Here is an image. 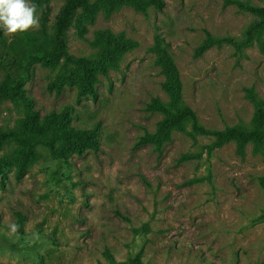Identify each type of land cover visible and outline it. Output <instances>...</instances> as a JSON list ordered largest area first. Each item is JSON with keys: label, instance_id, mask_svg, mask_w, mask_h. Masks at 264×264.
Masks as SVG:
<instances>
[{"label": "rangeland", "instance_id": "obj_1", "mask_svg": "<svg viewBox=\"0 0 264 264\" xmlns=\"http://www.w3.org/2000/svg\"><path fill=\"white\" fill-rule=\"evenodd\" d=\"M160 1L157 9L148 0H89L77 13L66 51L96 66L94 94L81 92L80 66L32 65L23 90L40 126L67 114L69 129L96 132L98 150L2 145L0 264H264V141L215 145L188 124L157 138L166 119L159 104L173 103L162 49L181 106L202 127L251 128L264 109V26L246 44L259 18L234 3ZM31 2L38 28L0 27V86L23 48L52 37L66 0ZM27 114L2 100L0 130L17 131Z\"/></svg>", "mask_w": 264, "mask_h": 264}, {"label": "trees", "instance_id": "obj_2", "mask_svg": "<svg viewBox=\"0 0 264 264\" xmlns=\"http://www.w3.org/2000/svg\"><path fill=\"white\" fill-rule=\"evenodd\" d=\"M132 3H139L140 0H131ZM148 3L157 9L162 7L160 0H148ZM234 3L239 9L247 11L259 18V21L252 24L246 31L245 42H251L254 33H257L264 26V7L251 6L242 2ZM89 6V0H66L63 8L57 14L53 27L52 37L47 36L46 21L44 20L41 27L40 39L47 36V42L40 44L37 39H33L31 46L23 48L19 55L13 59L11 64L12 75H7L4 82L0 86V102L2 100H10L13 103H19L28 109L27 119L23 121L17 131L2 132L0 130V151L2 145L7 140H13L25 150L40 143L43 146L54 149L58 142H62L70 149L80 152L82 149L91 148L98 150L96 132L81 131L78 132L69 129L67 114L55 115L51 113L45 118L44 127L40 126L38 114L31 111L32 101L24 95L23 83L29 77L33 64L36 63H56L64 60L67 63L80 66L82 68V83L80 84L81 92L94 94L92 81V70L95 67L86 59H73L66 51L65 33L72 26L73 20L77 13L86 10ZM160 44V41H158ZM236 45L237 42H233ZM166 62L168 63V72L172 76V86L170 88L173 103L162 105L159 104L160 110L166 115V119L159 128L157 138H168L173 130H184L186 124L190 125L191 132L197 136H213L216 139L215 145H219L225 141H236L240 145L248 142L264 141V109H259L255 114L250 129H242L240 127L229 128L225 131L207 130L202 127L198 121L196 113L189 107L181 106V87L177 79L176 71L173 64L168 60V56L164 49L161 50ZM176 107L175 110L172 108ZM114 263V262H113ZM114 264H126L124 262ZM132 264H141L138 260Z\"/></svg>", "mask_w": 264, "mask_h": 264}, {"label": "clouds", "instance_id": "obj_3", "mask_svg": "<svg viewBox=\"0 0 264 264\" xmlns=\"http://www.w3.org/2000/svg\"><path fill=\"white\" fill-rule=\"evenodd\" d=\"M0 27L9 34L38 28V6L31 0H0Z\"/></svg>", "mask_w": 264, "mask_h": 264}]
</instances>
